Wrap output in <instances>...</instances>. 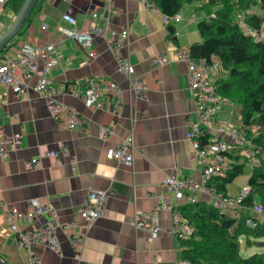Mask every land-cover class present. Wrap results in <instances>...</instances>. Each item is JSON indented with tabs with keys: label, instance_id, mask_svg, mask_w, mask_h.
Masks as SVG:
<instances>
[{
	"label": "crops",
	"instance_id": "crops-1",
	"mask_svg": "<svg viewBox=\"0 0 264 264\" xmlns=\"http://www.w3.org/2000/svg\"><path fill=\"white\" fill-rule=\"evenodd\" d=\"M111 1V9L115 11L110 17L113 29L126 28L129 33L120 56L146 86L139 95L129 90L126 77L116 71L114 54L103 38L93 36L90 46L83 47L59 31L65 25L61 20L64 13L75 19L78 29L104 27L106 0H38L30 21L0 52V60L9 55L19 59L17 50L24 43L44 47L55 42L61 58L47 75L49 86L59 91L55 99L74 109L81 122L72 130L60 129L48 111L46 100L32 90L36 77L25 80L19 77L28 85L20 98L14 97L10 89L0 87V92L7 93L0 104V133L20 137L18 150L0 159V258L9 264H25L26 254L16 235L9 231L5 209L15 208L29 214V202L37 200L55 208L61 225L69 224L91 192L105 193L107 199L102 216L77 229L84 238L80 259L74 257L67 237L58 229L59 252L41 246L33 248L39 264H178L181 247L172 233V214L161 210L159 205L165 194L166 176L176 173L179 181L202 183V165L193 159L194 150L187 133L198 125L206 130L208 143L220 140L230 145L241 144L237 106L231 101L216 95L220 109L213 117L212 127L231 125L235 137L200 124L196 99L189 89L187 65L177 59L179 52L200 42L196 29L197 21L203 17L197 10L200 4L185 6L178 14L179 23L164 25L163 15L146 0ZM92 13H96L95 18ZM169 27L174 29L172 33ZM7 28L0 25V34ZM259 37L264 38V22ZM89 52L94 53L92 58ZM158 56L165 57L167 62L154 67L152 61ZM94 75L121 88L119 102L115 98L109 100L110 106L117 107L115 114L107 106L93 110L84 105L82 97L87 87L83 82ZM218 77L217 71L212 73L213 82ZM72 87L74 91H69ZM100 101L106 102V97L102 95ZM100 127L111 129L107 139L98 136ZM127 135H131L135 151L131 167L105 158L106 149L116 146ZM59 143L66 149V154L59 156V163L43 156L46 151H57ZM36 157H41L40 167L27 169L26 163ZM231 184L227 186V197H235L244 183L229 192ZM185 197L178 205L192 198L229 209L212 194L186 192ZM243 212L264 222V215L246 209ZM142 213L155 214L160 228L155 238L150 237L149 231L132 226L136 215ZM46 220L36 218L22 227L31 230Z\"/></svg>",
	"mask_w": 264,
	"mask_h": 264
},
{
	"label": "built area",
	"instance_id": "built-area-1",
	"mask_svg": "<svg viewBox=\"0 0 264 264\" xmlns=\"http://www.w3.org/2000/svg\"><path fill=\"white\" fill-rule=\"evenodd\" d=\"M63 1L65 2L67 0ZM106 1L107 5L104 6V27L89 30L78 29L75 19L64 13L61 16V20L65 25L60 27L59 31L65 38L83 47L90 46L93 36L103 38L114 54L116 71L126 77L129 90L139 95L146 90V86L142 80L135 76L133 67L120 56V49L124 41L128 38V29L123 28L119 31L113 29L110 17L115 11L111 9L112 1ZM7 2L8 0H0V15ZM92 17L95 18L96 13H92ZM180 21L181 17L178 14L172 17H162L164 25H169L170 22L179 23ZM45 29L46 26L43 25L42 30ZM55 44V42H51L44 47H34L28 43H24L17 50L19 59H15L12 55L1 59L0 87L10 89L14 97L20 98L28 87L26 83H23V80L36 77V82L32 90L46 100L48 111L57 121L58 127L60 129L72 130L81 123L77 112L55 99L59 91L51 88L49 86V80L47 79V75L56 67L61 58L56 52ZM88 56L92 58L94 53L89 52ZM177 59L184 61L187 65L189 89L196 99L200 124L218 133H225L228 137H235L236 132L230 130L231 125L212 127L213 121H215L213 117H215L216 112L220 109L217 100L218 97L215 94L211 78L212 73L218 70V62L214 58H210L209 63L205 59H193L188 50L179 52ZM38 61L41 62V72H38ZM166 62L167 59L165 57L158 56L153 59L152 65L159 67L166 64ZM19 77H22L23 80L21 81ZM78 84L76 82V85ZM83 84L87 89L82 97V101L87 108L101 110L107 106V109L111 110L114 114L117 112V107L110 106L109 100L115 98L117 99V103L119 102L122 96V90L118 85L110 81H105L100 75H94L91 78L85 79ZM69 91H74L73 87L69 88ZM102 95L106 97V102L104 103L100 101ZM6 97V92H0V104L4 103ZM110 133L111 129L109 127H100L98 129L100 139H107ZM206 134V130L200 129L198 125H194L187 133V138L192 143L194 150L193 159L196 163L202 165L201 185L191 180L179 181L176 179V173L166 176L163 180L165 194L160 199L159 208L161 210L171 211L172 233L178 239L188 237L192 231L188 220L182 217L175 209L178 203L186 198V192L212 194L225 207L243 210V202L251 191L250 186L245 184L235 197H227L214 194L206 185V182L211 177L223 174L222 167L226 161L223 153L229 151L232 146L228 142H221L220 140H215L213 143H201L199 139ZM239 142H245L243 136L239 138ZM19 145L20 137L18 135L3 136L0 133V159H6L10 153L17 151ZM134 152L132 137L131 135H127L116 146L106 149L105 158L118 165L131 167L134 160ZM65 154L66 149L59 143L57 145V151H46L43 156L59 163V156ZM40 165L41 157H36L28 161L25 167L32 169L35 167L38 168ZM106 199L107 195L105 193H89L87 199L79 206L73 220L69 224L63 225L59 223L57 212L51 204L42 205L37 200L29 202L31 208L29 214H24L15 208L5 209L4 218L9 226V231L16 235L19 244L25 249V264H39V260L33 252V248L36 246L46 247L54 252H59L60 242L57 238L58 229L64 232L74 252V257L79 260L84 249V238L77 232V229L81 224L91 225L102 216ZM194 201L192 198L189 199V202ZM252 211L257 215H264V211L259 205L255 206ZM40 217L47 219L41 226L31 230H25L22 227V224H30L34 219ZM246 224L250 228L257 226V222L251 218L246 220ZM132 226L135 229L149 231L151 238H155L160 231L155 214L142 213L136 215L132 221ZM178 264L189 263L188 261L180 260Z\"/></svg>",
	"mask_w": 264,
	"mask_h": 264
},
{
	"label": "trees",
	"instance_id": "trees-1",
	"mask_svg": "<svg viewBox=\"0 0 264 264\" xmlns=\"http://www.w3.org/2000/svg\"><path fill=\"white\" fill-rule=\"evenodd\" d=\"M146 1L166 17L179 14L187 5L200 4L197 10L203 17L196 23L200 42L188 51L193 59L209 63L214 58L218 62L215 94L237 106L236 120L245 139L242 145H232L223 153L228 161L223 174L211 177L206 185L214 194L226 196L227 186L245 172L251 191L243 209L259 205L264 211V38L259 37L264 0ZM23 2L8 0L5 8L16 14ZM37 7L38 2L27 22ZM208 137L199 140L208 143ZM175 209L192 228L188 237L178 239L181 260L189 264H264V252L240 255L242 239L245 247H264V222L249 217L242 209H232L238 212L235 216L204 201L188 202ZM248 218L257 226L248 227Z\"/></svg>",
	"mask_w": 264,
	"mask_h": 264
},
{
	"label": "water",
	"instance_id": "water-1",
	"mask_svg": "<svg viewBox=\"0 0 264 264\" xmlns=\"http://www.w3.org/2000/svg\"><path fill=\"white\" fill-rule=\"evenodd\" d=\"M37 2L38 0H24L20 9L15 14L12 23L3 33L0 34V52L5 50L9 41L19 34L20 30L29 19L31 12L34 10ZM168 30L170 33H172L174 29L169 27ZM0 264L9 263L0 258Z\"/></svg>",
	"mask_w": 264,
	"mask_h": 264
},
{
	"label": "rangeland",
	"instance_id": "rangeland-1",
	"mask_svg": "<svg viewBox=\"0 0 264 264\" xmlns=\"http://www.w3.org/2000/svg\"><path fill=\"white\" fill-rule=\"evenodd\" d=\"M258 13H260V11H258ZM2 16L0 17V25L2 26V27H6V26H8L9 27V24H10V22H11V19H13V16H15V14L14 13H12L11 11H9L8 10V8L6 7H4V10H3V12H2V14H1ZM15 38V37H14ZM13 38V39H14ZM12 39V40H13ZM11 41V40H10ZM214 122V121H213ZM237 124H236V122L234 121L233 122V126H236ZM243 143H241L240 145H242ZM227 164H228V161H227V163H225L224 165H223V170L225 169V167L227 166ZM247 181V175H246V173L244 172V174L243 175H241V176H239L238 178H236L233 182H232V184L228 187V191L229 192H231L234 188L236 189V188H238V187H240L241 186V184H246L245 182ZM243 184V185H244ZM222 211L223 212H225V211H227L228 213H230L231 215H235V216H238V212L237 211H235V210H232V209H229V210H227L226 208L225 209H222ZM263 217V216H262ZM260 220V219H259ZM264 252V247H259V246H257V244L256 245H253V246H251V247H245V242H244V240L242 239L241 241H240V255L242 256V257H248V256H250V255H252V254H254V253H263Z\"/></svg>",
	"mask_w": 264,
	"mask_h": 264
}]
</instances>
